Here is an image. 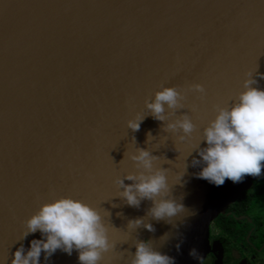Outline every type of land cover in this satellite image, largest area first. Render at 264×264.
Instances as JSON below:
<instances>
[{
  "label": "water",
  "instance_id": "water-1",
  "mask_svg": "<svg viewBox=\"0 0 264 264\" xmlns=\"http://www.w3.org/2000/svg\"><path fill=\"white\" fill-rule=\"evenodd\" d=\"M257 72L264 74V0H0V264L40 238L20 241L24 222L60 197L100 213L112 245L100 264H129L136 240L174 264H200L211 224L264 168L213 186L194 175L193 149L214 108L242 91L245 74L264 89ZM194 84L203 95L187 91ZM161 87L196 105L169 118L188 114L194 130L186 142L151 117L135 133L126 127ZM137 147L157 157L171 198L184 205L170 223L146 216L150 201L132 208L117 196L115 179L137 171L128 158ZM141 217L154 232L127 228ZM112 227L120 230L115 245ZM41 264H78L77 253L57 250L46 262L42 254Z\"/></svg>",
  "mask_w": 264,
  "mask_h": 264
},
{
  "label": "clouds",
  "instance_id": "clouds-1",
  "mask_svg": "<svg viewBox=\"0 0 264 264\" xmlns=\"http://www.w3.org/2000/svg\"><path fill=\"white\" fill-rule=\"evenodd\" d=\"M256 76L264 80V74L257 72ZM251 77L252 74H245L242 91L228 106L214 108V118L203 128L201 140L193 149L196 156L191 166L199 168L194 175L213 186L219 187L226 180L236 184L245 176L258 177L264 168V89L256 86L257 80ZM190 91L204 93L200 84L191 85ZM183 101L184 96L175 87H161L150 101L145 100L144 114L129 119L126 127L135 133L143 120L151 117L163 122L165 132L179 133L178 142H186L194 130L188 114L169 121L177 110L183 109ZM146 136L147 143L151 134ZM201 142L204 147H200ZM128 158L137 171L114 181L120 189L117 196L127 206L139 208L142 201H150L146 216L165 223L185 212L184 205L171 198L167 170L155 167L156 156L137 147ZM141 226L150 233L155 231L143 217L129 220L127 224L129 230ZM35 233H39L40 238L28 241L27 248L21 243L12 253L9 264H41L42 254L46 262L57 250L69 256L76 251L78 264H100L103 254L112 248L97 209L71 197L41 204L24 222L20 241ZM161 239H167V234ZM134 249L129 264H174L172 257L154 250L149 241H134ZM190 255H195V250Z\"/></svg>",
  "mask_w": 264,
  "mask_h": 264
},
{
  "label": "flooded vegetation",
  "instance_id": "flooded-vegetation-1",
  "mask_svg": "<svg viewBox=\"0 0 264 264\" xmlns=\"http://www.w3.org/2000/svg\"><path fill=\"white\" fill-rule=\"evenodd\" d=\"M260 177L249 189L254 190L250 213L248 204L232 209L240 197L227 208L226 215H219L211 224L210 249L200 264H264V219L252 209L256 190L264 183ZM219 217L221 222H217Z\"/></svg>",
  "mask_w": 264,
  "mask_h": 264
},
{
  "label": "rangeland",
  "instance_id": "rangeland-1",
  "mask_svg": "<svg viewBox=\"0 0 264 264\" xmlns=\"http://www.w3.org/2000/svg\"><path fill=\"white\" fill-rule=\"evenodd\" d=\"M255 196L252 209L264 219V183L257 188Z\"/></svg>",
  "mask_w": 264,
  "mask_h": 264
},
{
  "label": "snow or ice",
  "instance_id": "snow-or-ice-1",
  "mask_svg": "<svg viewBox=\"0 0 264 264\" xmlns=\"http://www.w3.org/2000/svg\"><path fill=\"white\" fill-rule=\"evenodd\" d=\"M179 86V85H178ZM187 91H190V88L187 90ZM197 99H199V100H203V98L201 97V98H197ZM184 100L186 101L184 104H183V109H187V113L188 112H195V110H196V105L195 104H192V103H188L187 102V99H186V97L184 96ZM175 151L177 152V153H179V156L177 157V160L180 158V156H181V151H180V149L179 148H177V146H176V143H175ZM186 158V157H185ZM177 160H176V162H177ZM175 162V163H176ZM125 175H127V174H124L123 176H125ZM113 228V227H112ZM115 231H114V233H113V235H114V241H115V243H114V245L115 244H117V243H119L120 242V238H119V233H120V230L119 229H115V228H113ZM113 245V246H114Z\"/></svg>",
  "mask_w": 264,
  "mask_h": 264
},
{
  "label": "trees",
  "instance_id": "trees-1",
  "mask_svg": "<svg viewBox=\"0 0 264 264\" xmlns=\"http://www.w3.org/2000/svg\"><path fill=\"white\" fill-rule=\"evenodd\" d=\"M259 180H264V174L259 178ZM258 180V181H259ZM254 189V188H253ZM254 190H249V191H245L243 194H242V196H241V198L235 203V204H233V206H232V209H235V208H239L240 206L242 207L244 204H248V207H249V209H248V212L251 210L250 209V206H251V203L249 202L250 201V199H251V197H252V195L254 194V192H253ZM249 202V203H248ZM250 213V212H249ZM222 221V217H219L218 219H217V222H221Z\"/></svg>",
  "mask_w": 264,
  "mask_h": 264
}]
</instances>
